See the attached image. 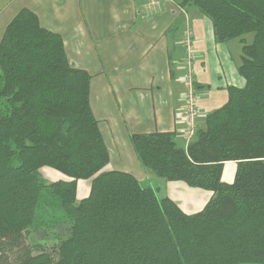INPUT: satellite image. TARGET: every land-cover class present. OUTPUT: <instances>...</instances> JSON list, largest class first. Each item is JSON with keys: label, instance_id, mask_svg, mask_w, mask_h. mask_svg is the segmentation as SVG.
I'll return each instance as SVG.
<instances>
[{"label": "trees", "instance_id": "1", "mask_svg": "<svg viewBox=\"0 0 264 264\" xmlns=\"http://www.w3.org/2000/svg\"><path fill=\"white\" fill-rule=\"evenodd\" d=\"M176 3L208 17L217 42L240 41L244 84L226 88L187 146L169 131L130 141L155 178L209 190L208 201L187 213L133 174L103 169L91 76L22 7L0 37V264H264V0ZM228 161L231 182L221 179ZM42 167L68 178L45 182Z\"/></svg>", "mask_w": 264, "mask_h": 264}, {"label": "crops", "instance_id": "2", "mask_svg": "<svg viewBox=\"0 0 264 264\" xmlns=\"http://www.w3.org/2000/svg\"><path fill=\"white\" fill-rule=\"evenodd\" d=\"M22 7L34 11L43 27L58 33L69 61L90 74V106L109 151L104 170L133 174L187 213L201 210L211 191L155 178L141 166L130 141L133 133L169 131L184 147L185 22L178 5L169 0H0V37ZM183 8L193 33L198 93L212 89L218 95L230 85L242 86L244 80L239 85L236 80L240 41L217 42L211 21L196 8ZM203 121L202 115L200 126ZM224 164H235L236 169L234 161ZM228 177L229 173L227 178L221 175L231 182Z\"/></svg>", "mask_w": 264, "mask_h": 264}, {"label": "built area", "instance_id": "3", "mask_svg": "<svg viewBox=\"0 0 264 264\" xmlns=\"http://www.w3.org/2000/svg\"><path fill=\"white\" fill-rule=\"evenodd\" d=\"M169 1L177 5V3L174 0H169ZM152 4H155V1H152ZM178 8L185 22L184 34L181 39L182 44L184 46V55L182 59V66H183L182 82L185 87L184 102L182 108L184 128L181 131V136L184 145L187 146L195 135L200 116L203 115L205 118L206 113L200 111V108L198 107L199 93L197 89L194 87V74H195V67H194L195 54L193 51L194 39H193V33L190 25L189 16L183 7L178 5Z\"/></svg>", "mask_w": 264, "mask_h": 264}, {"label": "rangeland", "instance_id": "4", "mask_svg": "<svg viewBox=\"0 0 264 264\" xmlns=\"http://www.w3.org/2000/svg\"><path fill=\"white\" fill-rule=\"evenodd\" d=\"M194 8L191 7L190 10ZM189 11V9H188ZM190 13V11H189ZM189 16V15H188ZM208 20H210L208 17H206ZM251 35V34H249ZM250 38H248V40H250ZM235 62H238L239 58H235V56L233 57ZM240 62V61H239ZM231 65V62H230ZM236 80H238V85L239 84H243V78L240 75L236 76ZM222 81H218L217 84H222ZM225 82L229 83V81ZM240 82V83H239ZM214 84V83H213ZM213 90L207 89V92L204 93H200L198 95V107L200 108V110H203V112L208 113L209 111L213 110L214 108L219 107L225 100H226V91L222 92L221 94L215 95L212 93ZM201 125V124H200ZM198 123V126H200ZM105 169V168H103ZM234 169H235V164L234 165H227V164H223V168H222V177L223 178H227V174L229 173L230 177L228 178H232L234 176ZM40 173V177L43 181L45 182H52V181H56L59 178L61 179H66L68 178L66 175L51 169L49 167H42L39 171ZM225 180V179H224ZM164 181V180H161ZM90 185H91V179H84V180H80L77 182V189H76V198L77 200H81L82 198L86 197L89 193L90 190Z\"/></svg>", "mask_w": 264, "mask_h": 264}]
</instances>
